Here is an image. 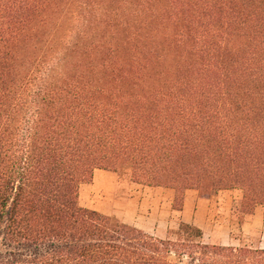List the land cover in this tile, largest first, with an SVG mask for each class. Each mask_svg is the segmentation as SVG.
<instances>
[{"label":"trees","instance_id":"1","mask_svg":"<svg viewBox=\"0 0 264 264\" xmlns=\"http://www.w3.org/2000/svg\"><path fill=\"white\" fill-rule=\"evenodd\" d=\"M95 171L264 209V0H0V264H264L82 207Z\"/></svg>","mask_w":264,"mask_h":264},{"label":"rangeland","instance_id":"2","mask_svg":"<svg viewBox=\"0 0 264 264\" xmlns=\"http://www.w3.org/2000/svg\"><path fill=\"white\" fill-rule=\"evenodd\" d=\"M230 192L231 194L226 195L232 198L238 197V200L234 199L231 206V220L238 223L236 216L241 217L239 213L241 192L238 190ZM172 198L173 192L169 189L139 186L129 184L127 181L118 183L115 174L104 171L94 173L92 182L82 185L79 190V204L82 207L115 216L128 225L162 238L166 237L170 230L176 229L180 222H183L181 214L171 213ZM247 220L245 219L243 223ZM228 234L234 241L226 246L263 247L260 245L264 241L261 240L263 235L260 231L245 234L241 230H230ZM222 235L226 236L227 233L203 232V242L215 244Z\"/></svg>","mask_w":264,"mask_h":264},{"label":"crops","instance_id":"3","mask_svg":"<svg viewBox=\"0 0 264 264\" xmlns=\"http://www.w3.org/2000/svg\"><path fill=\"white\" fill-rule=\"evenodd\" d=\"M227 193L231 194L230 191H224L211 198H201L195 191H186L181 212L183 222L194 225L203 232L219 233V231H222L227 233L226 236L218 237V242L215 243L222 246L229 245L234 241L228 234L230 230H241L245 234L251 231H260L263 235L261 240H264V209L257 207L251 218L239 225L231 220V206L234 199L238 200V197L234 196L232 198L230 195H226ZM260 245H263V247L259 248L264 249V241Z\"/></svg>","mask_w":264,"mask_h":264}]
</instances>
